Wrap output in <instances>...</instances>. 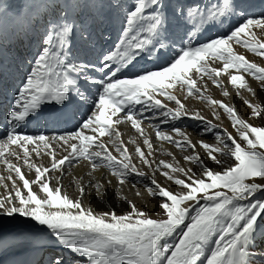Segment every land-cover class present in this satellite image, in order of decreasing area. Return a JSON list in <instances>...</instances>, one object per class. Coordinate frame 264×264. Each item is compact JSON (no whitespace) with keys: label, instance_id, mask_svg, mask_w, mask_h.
Listing matches in <instances>:
<instances>
[{"label":"snow or ice","instance_id":"snow-or-ice-1","mask_svg":"<svg viewBox=\"0 0 264 264\" xmlns=\"http://www.w3.org/2000/svg\"><path fill=\"white\" fill-rule=\"evenodd\" d=\"M253 7V0H29L22 14L11 5L0 13V100H7L0 109V162L12 182L0 195V220L30 225L0 235V251L26 253L21 264H264V247H255L264 237V66L239 51L264 57V11L257 15ZM94 20L120 24L118 60L97 51L104 33L97 34ZM32 37L38 50L21 60L27 67L17 87L3 47ZM212 86L229 100L234 95L260 124L206 95ZM189 99L210 106L216 118L223 110L236 134L193 111ZM184 117L205 125L199 140L177 125ZM29 124L37 126L34 134L24 131ZM122 124L137 137L125 142ZM149 129L161 151L164 142L191 150L183 160L198 171L150 159L156 153ZM209 135L215 144L206 142ZM45 157L48 163H36ZM78 166L73 195L64 176ZM101 168L108 170L103 183ZM157 173L178 187L162 184ZM138 185L155 206L125 198L128 208L117 214L113 204L97 212L84 199L94 190L105 202L110 193L119 200L124 187L131 192Z\"/></svg>","mask_w":264,"mask_h":264},{"label":"bare ground","instance_id":"bare-ground-1","mask_svg":"<svg viewBox=\"0 0 264 264\" xmlns=\"http://www.w3.org/2000/svg\"><path fill=\"white\" fill-rule=\"evenodd\" d=\"M29 2V0H0V13H3L5 10H7L9 8V6L11 5L13 8L17 9L18 12L20 14L23 13L25 5ZM199 2L203 5V4H207L208 0H199ZM254 3V7H253V11L259 15L262 11H264V0H253ZM103 21L106 25V28L109 27V31H111V29H114V26L111 25L109 23V21L107 20H100ZM100 24V23H99ZM103 24V23H102ZM105 24L102 27L103 29L105 28ZM92 27L95 26L94 23H92L91 25ZM105 28V29H106ZM120 28V24L117 28V31L113 34V43L108 42L107 44L102 43L99 40V47L97 49V51H104V52H108L111 51L113 53H115V57H116V47L115 45L119 42L118 38L121 35V32L119 30ZM102 29V30H103ZM108 31V30H107ZM101 31H97V34L99 35ZM32 44L31 42H29L28 44H30V47L28 48L27 45L28 44H24V39L22 40H15V41H11L12 44H14V48L10 50L6 49L3 51L2 56L4 58V56L6 55L8 58H17L16 62L17 64H13L10 65L8 62V65H6L7 69L11 72H16L18 74L22 73L20 72L21 70V60H23V58L27 57L28 59H31L29 56V52L31 53V57L33 55V53H35L38 49H37V39L36 37H32ZM23 49H26L28 52H24ZM122 50H124L123 48H120ZM239 51L241 53H246L244 50H242L241 48L239 49ZM247 59H249L250 61L256 62L258 63L260 66H264V60H261L259 56H251L250 53H247L246 56ZM24 67L23 70L27 67V62L25 61L23 63ZM24 72V71H23ZM20 78V77H19ZM14 83V82H13ZM17 87L20 86L21 83H19L18 80L15 81L14 83ZM254 88L256 86V82L253 83L252 85ZM229 87H231V85H229ZM160 98V97H158ZM234 98V96L232 97ZM161 99V98H160ZM232 100V99H231ZM7 102L6 99H2L0 100V102ZM233 101V100H232ZM24 103V100H21V104ZM189 106V104H188ZM2 109V108H0ZM115 119V118H114ZM0 121H2V115H0ZM155 122V121H154ZM179 121H177L176 123H178ZM71 126H66L64 129H62V132H66ZM120 129L124 132V135L122 136V139L127 142L129 140V138L135 139L137 137V133L134 129H131L130 124L125 126V125H120L119 126ZM3 130V125L2 123H0V131ZM37 130V126L35 124H29L24 131L27 132L28 134H34ZM39 131L41 132H47V134L50 132L51 134H56L53 131H49L43 127H41L39 129ZM149 132H151V129L148 130ZM153 134H155L154 132H152ZM85 135L90 134L87 131H85L84 133ZM51 136V135H49ZM101 139H107V137L101 138ZM153 142H154V148L155 151L157 150L156 144L157 146H159V148H161V142L156 141L155 136L152 137ZM140 143H142V140L139 141ZM172 145L167 144L166 142H164L163 144V149L165 150H170ZM11 147H15V146H11ZM31 147V146H30ZM128 147L130 148L131 151H134V145H128ZM44 151H46L45 149H41V153H43ZM5 155H7V153H5ZM33 155H35V153H33ZM10 159L12 160V162L15 163H20V166L22 168V171L25 173H28V168L26 165L22 164L20 161H16V159L14 157H10ZM151 159H154V157H151ZM48 158L45 157L43 161L37 160L36 163L38 164H42V163H48ZM137 165L138 167H142L139 165L138 162V158H137ZM154 166V165H153ZM142 170L148 171V169L145 167H142ZM81 171H83L79 166L75 169H69L68 170V174L64 176V184L65 186H68L69 184H71V187H67V191L70 194L73 195H78V189L76 187V184L73 182L72 177L73 176H79V174L81 173ZM108 170L107 169H98L96 172L97 177L100 179V182L103 183L104 182V178L101 176V173H107ZM151 174V173H149ZM9 175V172L6 171V165L3 164L2 162H0V177H4L3 180H0V195L4 194V190H3V186L4 184H7L9 188H11L12 182L7 180V176ZM11 175L15 176L14 171L11 172ZM34 176V170L29 173V177ZM9 182V184L7 183ZM139 187H143L142 185H138ZM127 187L123 188V191L126 192L127 191ZM92 192V195H85L84 199L86 201V203L90 202L91 206L93 207V209H95L97 212H101L104 210H107L108 208V204H113L116 208V199L114 198V194L110 193V196H112V199L107 200V202H105L104 200L98 199L95 196V191L94 190H90ZM42 195V194H41ZM118 207V204H117ZM24 218H18L16 220H9V219H4V220H0V235H8L9 232L15 231L18 228H27L30 227V225L25 224L24 222ZM24 259H26V253L21 252V251H16L13 250L11 248H5L2 251H0V264H21V261H23Z\"/></svg>","mask_w":264,"mask_h":264},{"label":"rangeland","instance_id":"rangeland-1","mask_svg":"<svg viewBox=\"0 0 264 264\" xmlns=\"http://www.w3.org/2000/svg\"><path fill=\"white\" fill-rule=\"evenodd\" d=\"M92 23L95 24V26H93V27L96 28L97 31H101L100 33H104V36H101L103 38L104 42H105V40H107L109 38L108 34L110 32H111V35L114 36L113 34L117 31V28L119 26V23H117L115 21H112L111 23L109 22L111 25L114 26V29H111V31H109L110 28L109 27L106 28L107 24H105L103 21L94 20ZM104 24H105V28L106 29L102 28L104 26ZM105 36H106V38H105ZM101 37H100V41L102 42ZM32 39L33 38L24 39V44H28L29 42H31V44H32ZM108 40L111 41L110 39H108ZM14 46L15 45L12 44V42L10 41L8 44L4 45L3 51L6 50V49L11 51V49H13ZM27 47L29 48L30 44H28ZM253 47H258V44L253 42ZM241 49L244 50L246 53H250L251 56H256L254 53L248 52L247 49H244V48H241ZM23 50H24V52H28L26 49H23ZM29 56L31 58V53L30 52H29ZM4 58H5V56H4ZM256 58H257V56H256ZM16 59L17 58H15L14 61ZM260 59L264 60V57H260ZM9 62H10L9 64L12 65L13 58ZM15 63L17 64L16 61H15ZM249 79H252V78L249 77ZM255 82H256V86L255 87H257V85L259 84V81H255ZM177 94H179V93H177ZM206 95H211L215 99H222V100H225L226 103L233 104V106L238 110V114L241 116V118L246 119V122H250V123H253V124H257V125L260 124V120L258 118L257 119H249V110L247 109V106L242 105V103L239 100H237L234 95H233L234 98H232L233 101L229 100L228 98L223 97L221 95L220 89L216 88L215 86H212V88L209 90L208 93H206ZM245 95L248 96L250 99H252L253 103H260L258 100H256L255 98L251 97L249 93L245 92ZM160 98H161V100L163 102V97H160ZM186 103L189 104V107L195 106L193 108V111L198 110L200 112V114L203 115L204 117H206V119L208 121H210L213 124H216L218 126V129H224L227 132L232 133L233 135L236 134L235 133V129L231 126L229 118L224 114L223 110L219 111V118H216V116L213 115L212 108L210 106L203 105L199 100L189 99L188 101H186ZM169 106H172V104H169ZM261 107H264V105H261ZM177 125L182 130H185L189 134V138L192 141H194V142L201 138L198 134L205 127V125L203 123H201L200 121L189 119L188 117H184L181 120H179ZM164 130L165 131L168 130V126L167 125L164 126ZM48 135H54V134H51L49 132ZM151 135H152V137L155 136V134H153L152 132H151ZM206 142L209 143V144H215L216 143L214 138L211 135H209L206 138ZM156 147H157V150L155 151L156 154H155L154 158H155V161L157 163L159 161H161V160L169 162V163H173V164L179 163L184 168L191 167L193 169V171H198L197 166L195 164H188V163H186L183 160V156L184 155L192 154L191 150H188L187 152H180L174 146H171L170 150H165L164 149L163 151H161L159 146H157V144H156ZM197 150L201 153V156L203 158V149H201V148H199V146H197ZM144 151H147V149H144ZM168 153H172V155H168ZM150 159H151V157H150ZM20 162L23 164L22 161H20ZM208 164H209V166L211 168H215L217 171L220 170L219 166L212 164V162L210 160L208 161ZM176 175L178 177H180L182 174L177 173ZM157 178H158L159 182H161L162 184H165L166 186H170V187H173V188H177L178 187V186H175L174 184H172L171 182H167L166 180H164V178L160 177L158 173H157ZM7 183L9 184V182H7ZM127 188L128 189H127L126 192H124L123 189H122V191L120 193V199L116 200V203L118 204V207H117V204H116V208L117 209L115 211H116L117 214H120L124 209L128 208V204H127L125 198L134 199L136 204H137V207L144 208L145 207V201H147V207L149 209L151 207L155 206V199L156 198H153L152 196H150L147 193V190L144 187L137 186V188L132 189L131 192L129 191V187H127ZM137 189L144 192L145 195H144L143 199L133 196V193ZM260 199H264V197H260ZM120 205H123V207H121ZM149 214H151V212H149ZM255 247L256 248L264 247V237H260V236L257 237L256 243H255ZM56 251L59 252L60 249L57 248ZM65 255L67 256L66 253H65ZM68 259L71 260V257H68Z\"/></svg>","mask_w":264,"mask_h":264}]
</instances>
